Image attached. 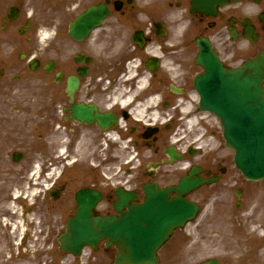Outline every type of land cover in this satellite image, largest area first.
<instances>
[{
    "label": "flooded vegetation",
    "instance_id": "obj_1",
    "mask_svg": "<svg viewBox=\"0 0 264 264\" xmlns=\"http://www.w3.org/2000/svg\"><path fill=\"white\" fill-rule=\"evenodd\" d=\"M73 2L57 0V8H51L48 16L41 0H0V70L3 71L0 75V264L19 262L27 256L41 261L43 249L56 261L59 248L51 242L54 238L57 241L65 223L64 218L59 220V215H69L74 207V194L67 187L70 179L57 183L59 179L54 174L58 166L49 165L52 151L36 136L48 134L49 129L52 132L61 129L71 137L72 146L89 135H96L101 142L105 137L96 122L80 123L73 118L75 111L94 105L95 111L112 114L119 122L126 121L128 134L133 135V144L137 147L160 150L171 135L172 124L156 127L157 131L146 139L144 127L134 120V111L143 110L147 118L156 115L166 120L200 113L192 95L196 90L195 78L204 72L196 62L199 40L210 42L227 69L239 67L264 51V0H202L201 8L196 11L192 0H158L149 10L148 21L141 26L127 24L129 5L124 3L120 12H112L84 40H75L69 35L70 23L76 17ZM27 5L33 7L30 13ZM48 17L52 28L49 48L27 47L33 42V21ZM135 32H140L139 42L133 38ZM30 61L37 64L36 71L43 76V80L35 82L39 84L38 92L49 91L48 99L42 95H25L34 83L26 78ZM49 62L53 67L50 85L44 79L47 76L44 67ZM85 68L89 74L79 76V70ZM60 72L62 78L57 80ZM73 76L78 77L79 84L68 91V79ZM122 76L126 79L123 84ZM124 90L131 93V102L125 106L121 105ZM187 105L189 112L185 110ZM116 129H119L118 123ZM164 129L170 132L167 134ZM197 165L202 177L218 178L215 185L218 190L212 192L213 225L221 232L218 236L221 242L235 243L230 249L224 248L228 256L221 264H264L263 240L242 231L248 221L261 216L264 219L262 203L249 202L257 192L246 191L229 174L227 159L209 152L202 154ZM66 171L71 174L73 170ZM168 176L163 172L159 178L180 177ZM61 185L62 191L52 199L50 189H59ZM93 185L107 199L103 211L112 212L113 195L101 187V182ZM135 190L141 195L139 185ZM6 206H15L13 209L22 217L6 211ZM97 209L102 211V205ZM242 209L245 213L239 212ZM27 211L32 218L38 217L39 222L43 216L50 217L46 223L47 243H38L37 247L35 243L9 239L12 227L4 229V223L26 224ZM224 212L227 213L223 216ZM69 257L70 260L68 257L65 260L74 263L73 256Z\"/></svg>",
    "mask_w": 264,
    "mask_h": 264
},
{
    "label": "water",
    "instance_id": "obj_2",
    "mask_svg": "<svg viewBox=\"0 0 264 264\" xmlns=\"http://www.w3.org/2000/svg\"><path fill=\"white\" fill-rule=\"evenodd\" d=\"M106 14L103 7L87 12L79 20L83 22L80 33L86 27L88 31L92 23ZM209 60L210 57L207 62ZM206 63L207 74L198 79L202 105L221 117L225 138L235 148V159L244 172L254 179L264 178V94L261 88L264 55L250 62V71L246 73H227L213 58ZM201 183L198 178L184 179L178 188L177 198L171 202L167 201L165 192L156 190L154 186L148 189L149 198L142 206L131 207L128 205L131 198L122 196V206H129L130 211L120 218L93 217L90 209L95 203L94 198L86 195L83 199V192L79 214L71 221L69 232L61 240L62 245L66 250L78 253L84 244H96L107 236L120 245L125 254L123 261L130 260V264L149 261L147 264H150L154 261L155 249L169 232L193 213L180 195ZM122 206L116 205V208L121 209Z\"/></svg>",
    "mask_w": 264,
    "mask_h": 264
},
{
    "label": "rangeland",
    "instance_id": "obj_3",
    "mask_svg": "<svg viewBox=\"0 0 264 264\" xmlns=\"http://www.w3.org/2000/svg\"><path fill=\"white\" fill-rule=\"evenodd\" d=\"M38 25H40L41 27L45 26V22H39ZM8 47V46H7ZM212 123L214 125H216L218 128L216 130V132H218V142H214L213 147H217L218 145H222L223 147V153L220 154L224 155L225 153H227V151L229 152V150H227L224 147V140L222 138L221 135V129L219 126V122H215L214 120H212ZM85 151V150H84ZM88 153L90 152H83V151H79V154L81 156L84 157L85 155H88ZM148 153H146V155H148ZM145 159H147V157H145ZM125 160V159H124ZM118 161L116 160L114 164H116ZM113 170L114 168H110L109 169V176H112L111 174H113ZM111 173V174H110ZM108 176V177H109ZM115 176V175H114ZM117 177V176H116ZM98 178H101L100 175H98ZM103 178V177H102ZM123 180V179H121ZM116 183V182H115ZM209 218H206V220L204 221V224H202L201 229H203V231H190V236H186L185 232L182 230H179L170 240V243L168 245L164 246V249L161 253L162 256H166L168 255V247L169 245H173V244H177V243H183V249L186 250V252H189V255L192 256V260L195 261V263H198L200 261H203L205 259H208L209 257H212L215 254L214 251V246H213V241L211 240V226L209 223ZM180 239H183L182 241ZM86 252H89L88 250ZM175 264H192L191 261H189L188 259L185 260H180L178 262H176Z\"/></svg>",
    "mask_w": 264,
    "mask_h": 264
},
{
    "label": "bare ground",
    "instance_id": "obj_4",
    "mask_svg": "<svg viewBox=\"0 0 264 264\" xmlns=\"http://www.w3.org/2000/svg\"><path fill=\"white\" fill-rule=\"evenodd\" d=\"M77 216H78V214H77Z\"/></svg>",
    "mask_w": 264,
    "mask_h": 264
}]
</instances>
